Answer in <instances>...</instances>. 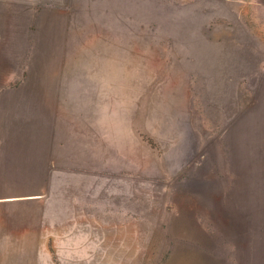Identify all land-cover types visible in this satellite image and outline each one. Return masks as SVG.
<instances>
[{"label": "rangeland", "instance_id": "rangeland-1", "mask_svg": "<svg viewBox=\"0 0 264 264\" xmlns=\"http://www.w3.org/2000/svg\"><path fill=\"white\" fill-rule=\"evenodd\" d=\"M0 96L82 133L111 108L108 169L0 170L4 197L113 196L56 261L264 264V0H0ZM40 205L0 201V255L40 264Z\"/></svg>", "mask_w": 264, "mask_h": 264}, {"label": "crops", "instance_id": "crops-1", "mask_svg": "<svg viewBox=\"0 0 264 264\" xmlns=\"http://www.w3.org/2000/svg\"><path fill=\"white\" fill-rule=\"evenodd\" d=\"M47 101L44 99L42 102H34L33 98L0 96V170L8 168L19 159L26 160L32 165L34 162L33 166H39L47 173L49 168L57 170L72 166L76 172L78 171L85 177L96 168L108 169L106 166L107 149L109 152L113 149V115L110 106L107 108L105 102L104 107H100L101 124L88 126L82 133L79 121L63 119V116L76 114L74 109L58 108L56 99L52 102ZM94 113L97 123L96 108ZM87 135L86 138L93 141L92 146L97 150L90 149L82 143L81 136ZM112 197L0 196V201L29 199L41 201L42 214L45 213L47 218L39 223H32L39 228L23 230L48 234L39 245L40 264H82L79 260L56 261L49 256L48 250L51 247L58 249L84 247L81 239L78 240V245L69 244L67 234H80L87 220L97 223L98 218L104 215L103 212L107 206L112 205V203H106L113 200ZM15 258L7 254L0 255V264H17Z\"/></svg>", "mask_w": 264, "mask_h": 264}]
</instances>
